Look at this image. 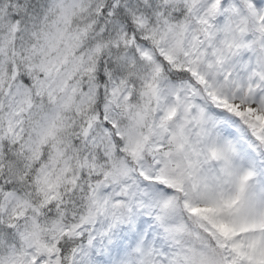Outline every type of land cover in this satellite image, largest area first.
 Segmentation results:
<instances>
[{"label":"snow or ice","instance_id":"1","mask_svg":"<svg viewBox=\"0 0 264 264\" xmlns=\"http://www.w3.org/2000/svg\"><path fill=\"white\" fill-rule=\"evenodd\" d=\"M0 264H264V0H0Z\"/></svg>","mask_w":264,"mask_h":264}]
</instances>
